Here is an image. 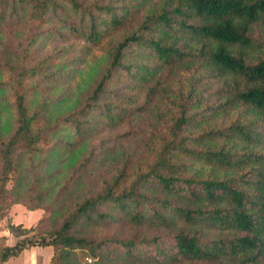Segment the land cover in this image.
Returning a JSON list of instances; mask_svg holds the SVG:
<instances>
[{"label": "trees", "instance_id": "obj_1", "mask_svg": "<svg viewBox=\"0 0 264 264\" xmlns=\"http://www.w3.org/2000/svg\"><path fill=\"white\" fill-rule=\"evenodd\" d=\"M27 20L50 24L48 36L82 41L81 55L98 49L102 65L71 99L63 87L47 86L49 77L63 84L73 77L63 72L68 60L54 67L52 56L41 61L50 66L25 68L15 54L6 61L0 55V211L25 188V154L45 157L43 175L55 183L81 159L92 132L118 128L131 115V93L144 88L150 100L165 68L208 69L210 83L221 88L201 113L227 120L184 134L192 121L188 101L197 98L178 100L150 162L130 184L122 185L123 174L104 182L45 235L35 230L43 213L32 228L9 223L17 240L0 248V264L35 245L53 249L51 264H72L75 249L95 258L110 244L126 264H264V39L256 36L264 29V0H0V31ZM191 85L196 94L198 81ZM100 206L122 213L137 236L147 225L157 232L115 242L76 235L80 220L101 216Z\"/></svg>", "mask_w": 264, "mask_h": 264}, {"label": "rangeland", "instance_id": "obj_2", "mask_svg": "<svg viewBox=\"0 0 264 264\" xmlns=\"http://www.w3.org/2000/svg\"><path fill=\"white\" fill-rule=\"evenodd\" d=\"M50 27V24L43 21L27 20L0 31V55L3 61H6L9 55L15 54L16 59L23 60L25 68L41 61H49L52 56H55V59L49 62L54 67L60 66L59 61L62 59L68 60L69 68L63 72L73 77H66L64 84L62 80L49 77L47 86L63 87L60 88L62 92L74 99L84 85L91 83L94 79L92 73L95 67L102 65V55L98 49H93L85 55L79 54L82 41L64 33L48 36L46 31ZM32 36L37 39L29 46L28 42ZM256 36L264 39V29H259ZM62 49H64L63 57L60 53ZM77 57H81L78 64L74 61ZM41 64L46 63L41 62ZM17 65L15 63V66ZM74 66H78L81 71L78 76L70 70ZM59 73L53 74L62 75V72ZM161 73L164 84L157 87V91L150 97V100L144 99L146 90L144 88L135 91L133 95L131 93L133 103L127 108L128 112L129 109L131 110V115L126 117L118 128L101 127L99 131L92 132L83 145V149L87 148L81 159L75 166L67 168L66 176L61 178H59L61 175L58 176L55 183H49L43 175L45 157H41L42 155L38 153H27L23 156L21 174L24 180L22 184L26 185L22 190L17 188V195L15 194L14 199L10 198L8 201L10 207L22 205L27 211H34L28 208L35 207L42 209H35L43 213V217L35 227L37 234L45 235L46 232L58 228L62 218L73 209L74 205L84 198L95 196L103 188L104 182H110L113 178L123 174L122 185L130 184L136 174L141 169L143 171L150 162L155 140L163 134L164 126L178 112L176 106L178 100H185L189 98V95L197 98V100L192 98L188 101V114L192 116V121L184 134L194 135L199 129L212 126L222 128L225 125L227 118H221L220 115H208L207 111L204 114L201 113L202 109L207 106L211 107L217 102L216 94L221 88L220 85L210 83L211 77L208 69L198 66L188 72H183L181 69L165 68ZM183 78H186L185 83L176 81ZM193 80L198 81L196 94L191 90ZM25 82L30 85L33 81L26 79ZM142 100L143 105L141 106ZM46 149L47 144L41 151L44 152ZM13 184V181L9 180L6 188L11 189ZM10 209L0 211V248L13 246L17 240L7 228L9 223L13 224L9 217ZM98 214L101 216L92 214L80 220L76 226V235L85 236L94 242L124 241L134 235L137 236V229L127 221L122 213L112 210L109 206H100ZM157 229L156 226L147 225L138 231L137 238L149 236L157 232ZM120 254L121 251L117 245L110 244L105 251H98L95 258L85 257L86 253L75 249L71 259L74 261L72 264H126L118 259ZM133 264L149 263L135 262Z\"/></svg>", "mask_w": 264, "mask_h": 264}, {"label": "crops", "instance_id": "obj_3", "mask_svg": "<svg viewBox=\"0 0 264 264\" xmlns=\"http://www.w3.org/2000/svg\"><path fill=\"white\" fill-rule=\"evenodd\" d=\"M39 210L27 211L22 205L12 206L9 217L14 225L30 228L41 217ZM53 249L49 246H32L23 249L18 255L9 258L2 264H51Z\"/></svg>", "mask_w": 264, "mask_h": 264}]
</instances>
